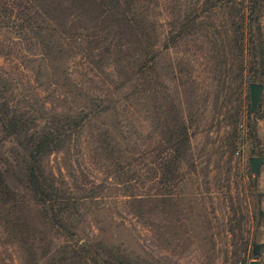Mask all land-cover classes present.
I'll use <instances>...</instances> for the list:
<instances>
[{
	"label": "rangeland",
	"instance_id": "rangeland-1",
	"mask_svg": "<svg viewBox=\"0 0 264 264\" xmlns=\"http://www.w3.org/2000/svg\"><path fill=\"white\" fill-rule=\"evenodd\" d=\"M40 4L39 36L0 22V167L17 199L0 202V264H264L248 89L264 84V0ZM48 131L66 229L25 183L30 135Z\"/></svg>",
	"mask_w": 264,
	"mask_h": 264
},
{
	"label": "trees",
	"instance_id": "trees-1",
	"mask_svg": "<svg viewBox=\"0 0 264 264\" xmlns=\"http://www.w3.org/2000/svg\"><path fill=\"white\" fill-rule=\"evenodd\" d=\"M103 2H111L113 0H97ZM257 0H250L251 6H255ZM41 0H0V22L6 26H13L19 30L25 32L35 33L37 36L40 34L41 25L38 24V17L49 16V10L47 8L40 7ZM191 22L183 24L184 27L191 26ZM238 30V28H237ZM239 31V30H238ZM238 33V32H237ZM240 35V34H239ZM38 38V37H37ZM239 36L236 35V40L239 41ZM253 51L259 50V54L263 53L261 47H253ZM253 55V53L251 54ZM256 113L261 118H264V108L260 104L257 105ZM8 123V124H7ZM16 117H10L6 124V129L10 133L20 134L25 132L23 124H21ZM11 129V130H10ZM24 130V131H23ZM30 149H28V155L24 160V177L26 187L30 190L32 197L36 202L41 204L46 211L50 210L51 221L54 220L61 228L66 229L64 225L66 217L70 213V207L72 200L68 199L65 194L58 190L53 179L48 176L41 165V160L52 151L58 150L60 145V134L53 131H48L39 134L38 136L30 135ZM2 160L0 157V166ZM0 202L15 204L17 199L15 192L9 187L4 171L0 167ZM260 245L255 244V251L258 252ZM89 248L86 246H80V250L74 249L75 255L78 258L84 259Z\"/></svg>",
	"mask_w": 264,
	"mask_h": 264
},
{
	"label": "water",
	"instance_id": "water-1",
	"mask_svg": "<svg viewBox=\"0 0 264 264\" xmlns=\"http://www.w3.org/2000/svg\"><path fill=\"white\" fill-rule=\"evenodd\" d=\"M248 89H249V96H250V105H251V112L255 110L257 107V104L259 103L261 94L264 89V84L263 83H257V82H250L248 84ZM263 161V157L261 156H253L250 157L249 163L251 166V172L254 175H257L259 172V167L261 162ZM250 264H258L257 261H252Z\"/></svg>",
	"mask_w": 264,
	"mask_h": 264
}]
</instances>
